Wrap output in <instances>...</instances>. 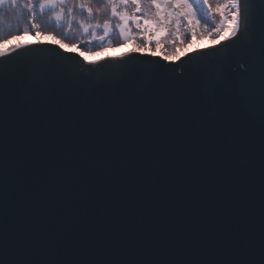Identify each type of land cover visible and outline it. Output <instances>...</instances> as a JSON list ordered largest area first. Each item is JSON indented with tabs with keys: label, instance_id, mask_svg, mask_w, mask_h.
Listing matches in <instances>:
<instances>
[{
	"label": "snow or ice",
	"instance_id": "6c2138e0",
	"mask_svg": "<svg viewBox=\"0 0 264 264\" xmlns=\"http://www.w3.org/2000/svg\"><path fill=\"white\" fill-rule=\"evenodd\" d=\"M5 4L15 9L18 0H0V29L6 16ZM208 5L209 0H39L38 3L41 13L51 11L57 22L66 16L69 28L75 21L82 32L91 31L92 39L101 41L113 31L114 19L120 43L103 44L100 51L134 41L132 26L149 36H157V44L162 43V37L173 25L177 37L182 24L195 36L194 29L204 22L206 8L208 13L212 12ZM26 6L31 33L25 28L19 34L51 35L36 23L33 0H27ZM128 8H134V12L129 14ZM215 11L220 13V23L209 34L215 38L227 32L224 36L227 43L190 56L178 66L187 79H176L172 88L156 96L129 91L126 66L134 61L131 56L104 62L87 61L78 45L58 41L54 36L53 43L58 42L63 52L44 46L39 40L35 45H17L11 55L8 50L0 51V264H169L154 260L79 258L80 250L63 235L47 248L43 247L41 234L34 225L21 227L17 223L22 208L31 213L42 203L39 196L25 198L29 186L36 179L41 180V187L45 183L53 185L68 160L85 146L100 150L94 163L103 167L111 166L108 154L113 141L119 144L131 139L142 150H155L162 156L160 125L169 129V137L178 131L197 139L203 137L212 147L239 161L245 154L254 155V149L251 137L241 132L233 114L242 105H254L257 98L259 228L252 233H229L232 250L243 252L244 258L172 264H264V0H224ZM84 13L88 23L76 20ZM101 28L103 35L97 37V29ZM144 47L137 43L133 50L143 51ZM68 48L79 51V58L67 55ZM174 55L166 54L164 59L170 60ZM237 56L246 57V62H241L242 71L234 74L231 64ZM205 67H211V72L207 91L198 103L210 122L207 128L189 131L184 127L187 119L184 110L170 107L166 102L173 94L198 83ZM156 71L167 77L175 74L177 68L160 65ZM115 73H119V79L110 88L99 86ZM72 78L76 79V86L72 85ZM45 146L57 153L58 159L65 158L59 170L44 167ZM101 243L93 242L88 250L99 254ZM42 253L53 258H39Z\"/></svg>",
	"mask_w": 264,
	"mask_h": 264
},
{
	"label": "water",
	"instance_id": "95a60500",
	"mask_svg": "<svg viewBox=\"0 0 264 264\" xmlns=\"http://www.w3.org/2000/svg\"><path fill=\"white\" fill-rule=\"evenodd\" d=\"M227 41L184 54L174 62L150 54L130 53L134 61L126 66L127 87L137 95H158L174 86L176 79H187L183 65L190 56L221 47ZM61 50L51 42L42 43ZM35 45V44H32ZM10 55L12 54L9 53ZM67 55L79 58L77 51L67 49ZM120 57H108L104 62ZM154 61L155 63H141ZM246 57L237 56L231 64L234 74L242 71L240 63ZM176 67L167 77L156 69ZM211 67H205L198 83L184 92L173 94L168 106L183 109L187 117L184 127L207 128L210 117L203 114L199 98L207 89ZM119 73L100 82L110 88ZM77 81L72 78V85ZM241 132L252 140L254 155L245 154L233 161L211 142L188 133L177 132L169 137L163 128V153L142 150L134 140L119 144L113 141L108 159L110 167L94 162L99 149L82 147L68 160L62 175L49 186L41 180L29 186L25 198L40 197L31 213L22 208L18 225L31 223L40 232L43 247L58 240L60 235L80 250L79 258L110 260L231 261L243 259V252L232 250L229 233H252L259 228V104L242 105L234 111ZM159 131V129H158ZM170 139V143H169ZM45 168L59 170L64 157L57 158L47 146ZM101 241V252L88 249ZM39 258H53L42 253Z\"/></svg>",
	"mask_w": 264,
	"mask_h": 264
},
{
	"label": "trees",
	"instance_id": "16d2710c",
	"mask_svg": "<svg viewBox=\"0 0 264 264\" xmlns=\"http://www.w3.org/2000/svg\"><path fill=\"white\" fill-rule=\"evenodd\" d=\"M224 0H209V7L212 9L211 13H208L207 8L205 10L204 22H202L198 28L194 30L197 32V35L193 36L189 31L186 24H182L179 32V37H177L175 26L173 25L168 34L162 37V43L157 44V36H149L141 32L135 26L131 27V31L135 40H130V47L126 52L134 51L135 45L141 44L144 45V50L140 52L144 53H155L164 58L166 54L171 55L175 54L173 57L178 56L187 45L190 43H196L197 41L204 40L207 44H215L220 40L224 39L226 32L221 35L215 36L213 38L211 33L216 25L220 23V13H217L215 9L218 5H222ZM27 0H18V5L15 9H12L11 5L5 4L3 10L6 12L4 19V24L2 29H0V51L12 50L16 48L17 45L22 44V38L27 36V38L35 41H51L53 42V36L57 40H64L68 44H76L85 54L89 52L100 53L105 52L109 48H104L103 51H100V47L103 44L111 43H120V37L118 30L115 29L116 21L113 19V31L110 33L109 37H106L103 41L99 38L92 39L91 31L88 33L82 32L79 25L73 22V27L69 28L67 25L66 16L63 18L62 23L57 22L51 11L45 10L44 13H41L38 7L39 0H33V3L36 5L35 17L36 23L41 26L43 32L51 33V35H42L37 37L33 34L20 35V32H23L25 28L29 29L31 33V24H30V13L26 6ZM125 10V9H122ZM126 11L129 14L134 12V8H128ZM110 15V13H109ZM87 13H84L83 16L76 17V20L88 23L86 20ZM95 23V20L92 21ZM226 25V24H225ZM103 35V29H97V37ZM57 44H59L57 42ZM73 49V48H72Z\"/></svg>",
	"mask_w": 264,
	"mask_h": 264
},
{
	"label": "rangeland",
	"instance_id": "374dc122",
	"mask_svg": "<svg viewBox=\"0 0 264 264\" xmlns=\"http://www.w3.org/2000/svg\"><path fill=\"white\" fill-rule=\"evenodd\" d=\"M227 26L228 25L226 24L225 27H227ZM226 34L228 35L227 32H226ZM31 41L32 40L27 38V37H23L22 38V43L31 42ZM129 43L130 42H128L127 44H123L122 46H119V47L109 48L105 52H100V53L96 52V53H92L90 55L89 54H85L84 58L87 61H97V60H101V59L106 58V57H116V56H119V55H123V54L126 53L127 49L130 47ZM113 44H119V43H113ZM207 45H209V44H207L206 41H204V40L197 41L196 43L192 42L189 45H187L185 47V49L178 56H175L172 59H170V61H176L177 60L176 57H180L181 55H184L185 53H188V52H190L192 50H197V49L204 48ZM72 50H76V49L73 48Z\"/></svg>",
	"mask_w": 264,
	"mask_h": 264
}]
</instances>
